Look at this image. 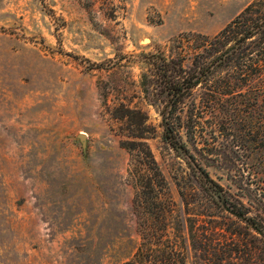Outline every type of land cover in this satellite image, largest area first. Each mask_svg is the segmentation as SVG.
Returning <instances> with one entry per match:
<instances>
[{
	"label": "rangeland",
	"instance_id": "obj_1",
	"mask_svg": "<svg viewBox=\"0 0 264 264\" xmlns=\"http://www.w3.org/2000/svg\"><path fill=\"white\" fill-rule=\"evenodd\" d=\"M255 1L0 0V264L132 255L135 163L120 146L128 131L142 130L173 201L192 195L188 168L161 139V106L145 99L146 57L190 67L196 36H215ZM199 113L197 141L182 131L183 140L210 177L229 192L264 181L228 100Z\"/></svg>",
	"mask_w": 264,
	"mask_h": 264
},
{
	"label": "trees",
	"instance_id": "obj_2",
	"mask_svg": "<svg viewBox=\"0 0 264 264\" xmlns=\"http://www.w3.org/2000/svg\"><path fill=\"white\" fill-rule=\"evenodd\" d=\"M196 39L190 67L182 57L148 55L151 78L145 74L142 82L146 101L161 106V139L188 168L193 192L180 191L175 203L142 130L128 131L132 140L120 146L135 163L131 208L139 243L121 264H188L189 254L191 264H264V181L224 190L182 134L194 146L199 112H213L228 100L229 119L238 115L245 131L250 168L264 175V0L248 5L215 36Z\"/></svg>",
	"mask_w": 264,
	"mask_h": 264
},
{
	"label": "water",
	"instance_id": "obj_3",
	"mask_svg": "<svg viewBox=\"0 0 264 264\" xmlns=\"http://www.w3.org/2000/svg\"><path fill=\"white\" fill-rule=\"evenodd\" d=\"M77 139L80 141L81 145H82V149L85 150L86 148V135L85 134H80L77 136Z\"/></svg>",
	"mask_w": 264,
	"mask_h": 264
}]
</instances>
